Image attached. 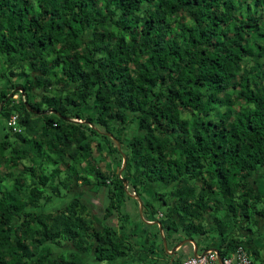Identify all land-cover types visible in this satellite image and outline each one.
Returning a JSON list of instances; mask_svg holds the SVG:
<instances>
[{
	"label": "trees",
	"instance_id": "1",
	"mask_svg": "<svg viewBox=\"0 0 264 264\" xmlns=\"http://www.w3.org/2000/svg\"><path fill=\"white\" fill-rule=\"evenodd\" d=\"M1 103L0 264L113 261L148 222L264 264V0H0Z\"/></svg>",
	"mask_w": 264,
	"mask_h": 264
},
{
	"label": "crops",
	"instance_id": "2",
	"mask_svg": "<svg viewBox=\"0 0 264 264\" xmlns=\"http://www.w3.org/2000/svg\"><path fill=\"white\" fill-rule=\"evenodd\" d=\"M115 222H116V220L114 222L112 220L109 223H111L110 225H115ZM148 223L150 225H153V226L156 225L155 222H148ZM156 230L157 229L154 227L149 229L148 230L149 235L156 232ZM158 232H159L158 236L154 237L155 240L151 241V244L153 243L154 246L147 245L145 243L146 236H147V234L145 232L143 234H140L138 237H133V236L128 237L129 239H128V242L126 244L127 245L131 244V246H134V248H131V246L130 247L128 246V251L125 255L119 256L113 261L101 262V263H98L92 259H88L86 264H175V263L180 264L181 261L184 259H182L178 262H175L174 256L179 252L180 248L183 245L178 247L175 250L174 254H171L170 252L181 241L176 243L175 235L168 237V240L166 241L168 252H166V251H164L163 243L161 242L162 237H164V236H163L162 231L159 230V227H158ZM214 240H216V239H215V237H213V235L208 238V242H210V245H211L210 248H208V249L213 248ZM196 242L198 243L197 254L199 253L198 252L199 247L204 248L202 253H204L205 251L208 250V249H205L204 238H196ZM188 244L191 246V248H193L192 252L189 253V256H188V257H191L193 255L194 246L190 242ZM170 248H172V249H170ZM202 253H199V254H202ZM166 256H169L170 259H169V257H166Z\"/></svg>",
	"mask_w": 264,
	"mask_h": 264
},
{
	"label": "built area",
	"instance_id": "3",
	"mask_svg": "<svg viewBox=\"0 0 264 264\" xmlns=\"http://www.w3.org/2000/svg\"><path fill=\"white\" fill-rule=\"evenodd\" d=\"M6 127L11 129L13 132L19 131L16 127V115H12L6 121ZM223 264H254L250 259L246 248L242 245L238 246L236 252L222 257ZM180 264H218L216 253L207 251L204 255L197 254L196 257H188L181 261Z\"/></svg>",
	"mask_w": 264,
	"mask_h": 264
},
{
	"label": "water",
	"instance_id": "4",
	"mask_svg": "<svg viewBox=\"0 0 264 264\" xmlns=\"http://www.w3.org/2000/svg\"><path fill=\"white\" fill-rule=\"evenodd\" d=\"M14 92H19V93L22 94V96L24 97V95H23V89H22L21 87H17V88H15V89L13 90V92H11V93L7 96V98L12 97ZM2 105H3V103L0 104V109H1ZM25 106H26L27 110H30V109H29V106H28L27 104H26ZM30 111H31V110H30ZM32 112H33L34 114H44V113H40V112H38V111H32ZM47 112H49V113H55L56 115H58V113H56V112H54V111H52V110H48ZM66 120H67V119H66ZM73 121H74V122H77V123H86L85 121H79V120H73ZM90 126H91V125H90ZM91 127H92V126H91ZM108 137H109V138H112L111 134H108ZM112 140L114 141V143L116 144V147H117L118 150H119V149H120V145H119L118 141H117L116 139H112ZM122 157H123V161H122V166H121V168H120V170H119V172H118L119 175L121 174L122 169L125 167V156H124V154H122ZM123 188H124L125 192L127 193V195H129L131 198L136 199V200L138 201V204H139V207H138V214H139L140 217H142V203H141V201L138 199V197H137L136 195L130 194V193L128 192V190H127V189H128V185H127V183H126L125 181H123ZM155 224L158 225L159 230L161 231L160 225H159L157 222H155ZM189 242L192 243L193 246H194L193 257H196V256H197V247H196V245H195V242H194L192 239H185V240L181 241L180 243H178V244L172 249V251H171L170 253H171V254H174L175 250H176L178 247H180V246H182V245H184V244H186V243H189ZM162 243H163V248H164V250H165L166 252H168V251H167L166 240H165L164 237H162ZM207 251H212V252L216 253L218 264H223L222 256L220 255L219 251H218L216 248L208 249ZM207 251H205V252L202 253L201 255H204Z\"/></svg>",
	"mask_w": 264,
	"mask_h": 264
},
{
	"label": "rangeland",
	"instance_id": "5",
	"mask_svg": "<svg viewBox=\"0 0 264 264\" xmlns=\"http://www.w3.org/2000/svg\"><path fill=\"white\" fill-rule=\"evenodd\" d=\"M19 95H20V94L15 95V96H14V99H17V97H19ZM3 123H4V119H3V117L0 115V136H1V137L6 136L7 133H8V129H4V128H3ZM134 131H135V129H134L133 131L129 132V134L131 135L132 133H134ZM98 210H99V209H98ZM109 221H111V218H109ZM259 231H260V234H261V235L264 234V227H260V230H259ZM257 233H259V232H256V234H257ZM256 234H255V235H256ZM262 236H263V235H262ZM260 241H262L261 245L264 244V242H263L264 239H261ZM161 242H162V240H161ZM262 247H264V245H262ZM131 248H134V246H131ZM170 249H172V248H170ZM192 250H193V248H191V246H190L188 243L185 244V245H183V246L180 248L179 252L174 256V257H175V262H178V261H180V260H182V259L188 258L189 253H191ZM203 250H204V248L199 247L198 252H199V253H202ZM164 251H165V250H164ZM260 253H261V256L264 257V251H261V250H260ZM165 255H166V254H165ZM166 257H169V256H166ZM249 257H250V259H251V256H250V255H249ZM169 259H170V257H169ZM251 260H253V259H251ZM259 262H260L259 259L256 260V263H257V264H258Z\"/></svg>",
	"mask_w": 264,
	"mask_h": 264
},
{
	"label": "bare ground",
	"instance_id": "6",
	"mask_svg": "<svg viewBox=\"0 0 264 264\" xmlns=\"http://www.w3.org/2000/svg\"><path fill=\"white\" fill-rule=\"evenodd\" d=\"M199 254V253H198ZM201 255V254H200ZM193 256V255H192Z\"/></svg>",
	"mask_w": 264,
	"mask_h": 264
}]
</instances>
